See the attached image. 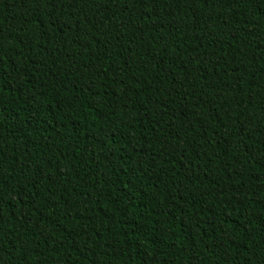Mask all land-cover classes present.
I'll return each mask as SVG.
<instances>
[{
  "label": "trees",
  "instance_id": "1",
  "mask_svg": "<svg viewBox=\"0 0 264 264\" xmlns=\"http://www.w3.org/2000/svg\"><path fill=\"white\" fill-rule=\"evenodd\" d=\"M0 264H264V0H0Z\"/></svg>",
  "mask_w": 264,
  "mask_h": 264
}]
</instances>
